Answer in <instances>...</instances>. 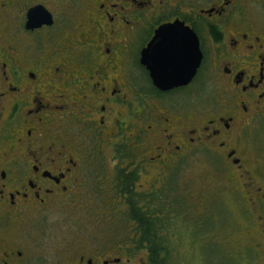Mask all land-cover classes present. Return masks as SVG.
<instances>
[{
  "label": "flooded vegetation",
  "instance_id": "obj_1",
  "mask_svg": "<svg viewBox=\"0 0 264 264\" xmlns=\"http://www.w3.org/2000/svg\"><path fill=\"white\" fill-rule=\"evenodd\" d=\"M14 1L0 0V264H42L30 249L33 220L68 217L108 183L107 216L115 232L128 222L129 243L91 245L64 233L44 264H129L138 252L149 264L155 249L167 264L186 227L196 262L208 249L219 261L220 244L235 264H264V0H87L72 24L76 39L61 32L44 51L39 33L52 25L26 29V13L43 6L54 24L53 13L33 3L18 18L23 34L11 36ZM167 25L195 34L200 61L186 84L163 90L141 59ZM84 49L92 56L82 63ZM41 128L54 136L41 141ZM73 137L84 145L66 149ZM186 160L204 161L211 177L170 184ZM229 205L235 234H203L204 221L215 223Z\"/></svg>",
  "mask_w": 264,
  "mask_h": 264
},
{
  "label": "rangeland",
  "instance_id": "obj_2",
  "mask_svg": "<svg viewBox=\"0 0 264 264\" xmlns=\"http://www.w3.org/2000/svg\"><path fill=\"white\" fill-rule=\"evenodd\" d=\"M3 1V0H2ZM3 3V2H0ZM33 3H42L45 6H48L50 11L53 13L55 17V23L52 26L46 29L47 32H40L39 35L42 37V51L45 50L46 45L50 46L51 41H55L57 38L61 36L60 33H63L64 36H72L74 38V32L71 30L72 27L76 25H72L75 22L82 21V17L78 13L77 9L84 8L87 4V0H15L13 7L10 8V11H8V14H15L14 16L7 15L6 21L10 22L11 28L8 32L9 35L14 36L21 32L20 29V21L19 19H22V16H24L26 8L33 5ZM77 11V12H76ZM258 13H254L251 15L252 19L255 18V16ZM19 18V19H18ZM15 20V22H13ZM7 23V22H6ZM76 24V23H75ZM81 25V24H80ZM22 33V32H21ZM20 33V34H21ZM69 33V34H67ZM23 34V33H22ZM28 36V35H27ZM58 36V37H57ZM30 38V36H28ZM57 37V38H56ZM83 51H86L84 49ZM83 51L80 52V55L78 56V61H81L84 63V59L90 58L92 55L88 51L83 54ZM62 53L59 52L58 57H61ZM50 64V62H47V66ZM68 65V62L67 64ZM73 66V64H71ZM81 80H79V83ZM53 94H59L58 91L52 92ZM208 92H201L199 93V96L202 97L203 94H207ZM203 99V98H202ZM51 122V124H53ZM26 128V126H25ZM41 128L39 130L40 138H42L41 141L45 139V135H52V131H48L45 133V129ZM75 138V137H73ZM76 144H73L72 142L66 140L64 141V147L66 149L76 147L77 145L83 146L84 140L82 139H76L74 140ZM102 145L104 146V142H102ZM132 146V145H131ZM133 149L134 146H132ZM105 153L108 155L109 149L105 151ZM102 157V156H101ZM108 157V156H107ZM107 157L105 159L102 158L101 163L106 164ZM147 169H151L149 167H146ZM143 169L140 172V177L138 178L139 181H141L144 177ZM206 174L211 177V171L209 170L206 163L202 160H194V161H183L179 164L178 167H175L172 169V173L170 174V177L168 180L170 181V184H172V181L179 180V184L181 187H187L189 188L190 185H199V181H204V176ZM202 178H201V177ZM149 182L153 181L152 174H148L147 177H145ZM192 181V182H191ZM109 184V183H108ZM108 184H104V191L102 192L103 197L98 198L94 204L91 202H88L89 200L85 197L80 202L79 205H75L72 209V213L68 215V217H59V218H48V219H40V220H33L34 223L32 224V237L33 241L30 242L31 247L30 249L34 251V254L37 255V260H39L42 264L49 262L50 257L48 256L49 253H51L52 249L55 248L56 245H61L63 241V234L66 233L69 235L70 240L72 237L81 239L82 237L85 238V243H92L91 245H98L101 243H108L111 238H115L118 241H122V244H127L130 241V233L128 232V222L125 223L123 220L122 223H125L121 227V231L115 232L112 230L113 223L112 218L113 216H107V213L110 212V210H107L111 204L106 202L104 203V200L106 197H111L113 195L112 189L108 186ZM106 191V194H105ZM90 203V205H88ZM90 207H92L94 210L102 211L98 215L92 216L88 214V211L90 210ZM98 211V212H99ZM102 214V215H101ZM105 214V218L104 215ZM104 220L107 223H104V227L102 226V222ZM177 221L176 219L172 220ZM238 221L237 214L234 209H232V206L229 205V208L227 211L218 212L217 220L215 223H212L211 221H204L203 226V234L209 235V230H211L212 233L217 234V237L220 239L223 235L231 233L235 234V231L232 229L233 226H236V223ZM171 222V224H172ZM212 223V224H211ZM175 225H178V223H175ZM174 225V226H175ZM188 227L185 229V236L180 233L184 232L181 231V228L178 229V231L175 233L176 243L174 247L171 249V251L167 252V258L168 262L167 264H235L231 258L229 259L228 253L226 252V248L222 245H217L218 247V254L221 252H225L226 255L219 256V261H213L210 262L211 254L213 250H207L206 251V259L202 262H196V258L193 255L192 245L193 242V235L188 232ZM232 229V230H231ZM177 230V229H175ZM116 234V236H115ZM202 234V235H203ZM190 235V236H189ZM196 235V234H194ZM105 239V240H103ZM234 240V239H233ZM120 243V242H119ZM178 243V245H176ZM121 244V243H120ZM209 248V247H208ZM224 248V249H223ZM139 260H145L144 259V252H138L137 255L130 260L129 264H142L139 263Z\"/></svg>",
  "mask_w": 264,
  "mask_h": 264
},
{
  "label": "water",
  "instance_id": "obj_3",
  "mask_svg": "<svg viewBox=\"0 0 264 264\" xmlns=\"http://www.w3.org/2000/svg\"><path fill=\"white\" fill-rule=\"evenodd\" d=\"M52 22L51 14L43 6L36 5L27 10L26 29L50 26ZM173 27H159L147 49L142 51L141 62L147 64L153 83L163 90L186 84L194 75L200 61L195 34L182 26H177L176 32H172ZM163 43L164 46L158 49ZM146 52L154 54L155 58H146Z\"/></svg>",
  "mask_w": 264,
  "mask_h": 264
},
{
  "label": "trees",
  "instance_id": "obj_4",
  "mask_svg": "<svg viewBox=\"0 0 264 264\" xmlns=\"http://www.w3.org/2000/svg\"><path fill=\"white\" fill-rule=\"evenodd\" d=\"M140 221L143 222L144 226H146L147 219L143 216H139ZM150 235H148L147 232L144 233V239H149ZM162 243V240L160 241ZM150 263L149 264H166L165 259L162 258V251H159L157 249L150 251Z\"/></svg>",
  "mask_w": 264,
  "mask_h": 264
}]
</instances>
